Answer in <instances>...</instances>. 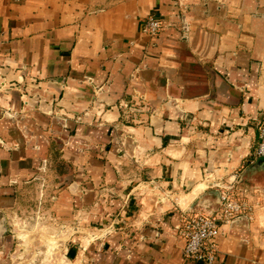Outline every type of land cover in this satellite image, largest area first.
<instances>
[{
	"label": "crops",
	"instance_id": "crops-1",
	"mask_svg": "<svg viewBox=\"0 0 264 264\" xmlns=\"http://www.w3.org/2000/svg\"><path fill=\"white\" fill-rule=\"evenodd\" d=\"M262 122L264 0H0V264H205L182 212L264 196ZM255 224L212 264H264Z\"/></svg>",
	"mask_w": 264,
	"mask_h": 264
},
{
	"label": "built area",
	"instance_id": "built-area-1",
	"mask_svg": "<svg viewBox=\"0 0 264 264\" xmlns=\"http://www.w3.org/2000/svg\"><path fill=\"white\" fill-rule=\"evenodd\" d=\"M164 28L165 24L162 20L149 17L144 21L142 31L144 34L156 38L164 31ZM253 157L256 160L264 158V122L258 126V145L254 150ZM41 171L43 173L46 170L41 167ZM237 182V177L232 176L230 182L225 186H219V198L216 205L202 203L197 211L182 212L183 217L178 228L185 241L183 256L186 260L212 264L215 261L218 248L217 240L222 228L243 217L247 218L248 222L254 221L256 209L236 198ZM39 192H42V188ZM41 207L42 202L38 201L36 221H39Z\"/></svg>",
	"mask_w": 264,
	"mask_h": 264
},
{
	"label": "rangeland",
	"instance_id": "rangeland-1",
	"mask_svg": "<svg viewBox=\"0 0 264 264\" xmlns=\"http://www.w3.org/2000/svg\"><path fill=\"white\" fill-rule=\"evenodd\" d=\"M252 193H253V195L246 194V192H242L239 189V185H238L236 198H239V200L243 201V203H246L248 205L253 206L255 209H256L257 205L261 204L257 210V213H256V211L254 213V222H256V224H255L256 230H257V233H260L261 231H264V203L262 204V202H264V198H263L264 196L263 197L260 196V194L256 193L255 191L254 192L252 191ZM254 204H256V205H254ZM210 205H212V204H210ZM259 236L261 237V239L264 242V232H262Z\"/></svg>",
	"mask_w": 264,
	"mask_h": 264
},
{
	"label": "water",
	"instance_id": "water-1",
	"mask_svg": "<svg viewBox=\"0 0 264 264\" xmlns=\"http://www.w3.org/2000/svg\"><path fill=\"white\" fill-rule=\"evenodd\" d=\"M264 170V158L257 159L250 167H248L245 172L242 175L241 181L243 183L244 177L247 174L255 173L257 171H263ZM216 196L219 198L218 192L216 193ZM0 230L2 233H6L7 231V223L5 221V218H2V221L0 223Z\"/></svg>",
	"mask_w": 264,
	"mask_h": 264
}]
</instances>
